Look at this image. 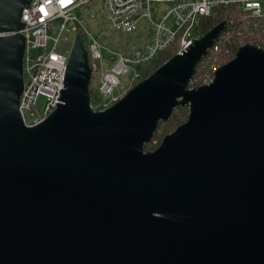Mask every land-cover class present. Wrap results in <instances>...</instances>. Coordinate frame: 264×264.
<instances>
[{
  "label": "water",
  "instance_id": "obj_1",
  "mask_svg": "<svg viewBox=\"0 0 264 264\" xmlns=\"http://www.w3.org/2000/svg\"><path fill=\"white\" fill-rule=\"evenodd\" d=\"M0 0V264H264V49L208 85L221 22L102 112L76 36L61 104L24 126L22 11ZM177 107L187 120L144 152Z\"/></svg>",
  "mask_w": 264,
  "mask_h": 264
},
{
  "label": "built area",
  "instance_id": "obj_2",
  "mask_svg": "<svg viewBox=\"0 0 264 264\" xmlns=\"http://www.w3.org/2000/svg\"><path fill=\"white\" fill-rule=\"evenodd\" d=\"M93 2L100 3L109 28L119 34L134 33L141 21L147 22L151 29V41L131 55L118 56V62L110 72L103 71L100 44L83 32L91 77L97 80L99 94L107 99L95 107L91 98L90 108L94 112L110 108L127 93L118 97L114 95L120 86L119 77H128L130 90L140 81L147 67L161 55L167 52L179 55L186 51L201 36V21L218 20L223 10L237 12L238 20L229 21V28L235 24L237 27L235 47L239 49L246 44H254L264 48V0H33L21 14L24 57L19 114L24 126H37L61 104L68 57L56 52L59 37L67 25L79 23L75 11ZM152 3L170 6L158 23L152 20ZM57 21L61 23L60 32L58 37H53L51 33ZM3 36L6 35H0ZM228 37L229 32L219 36L218 45L212 48L217 51ZM40 99L45 101L42 110L38 108Z\"/></svg>",
  "mask_w": 264,
  "mask_h": 264
},
{
  "label": "rangeland",
  "instance_id": "obj_3",
  "mask_svg": "<svg viewBox=\"0 0 264 264\" xmlns=\"http://www.w3.org/2000/svg\"><path fill=\"white\" fill-rule=\"evenodd\" d=\"M169 8V4L166 3H152L150 5V13L153 22H160L162 16L169 10ZM74 15L78 19L79 23H75L74 26H66L65 30L59 37V44L56 48V52L59 55L68 57L72 44L77 36V30H81L84 33H88L96 42L100 44L102 48L101 65L104 72H110L116 66L118 62V56L131 55L135 50L142 48L151 41V29L149 24L145 21H141L137 26V30L131 34L122 35L111 30L103 16L99 2H93L88 6H83L82 8L77 9ZM60 26V22L57 21L54 23V31L51 33L53 37L59 36ZM234 57L235 54L233 55V58ZM119 81L120 86H118L114 91V95L116 97H118L120 94H123L124 92H127L128 90V77L121 76L119 77ZM211 82L212 80L209 83ZM90 84L93 93V106L96 107L107 101V99L101 96L98 92L96 78L93 77V81ZM44 104V99H40L38 103L39 110L43 109ZM162 139L163 138L157 137L155 141H152L151 146L156 147L158 145L155 148L157 149ZM149 145L150 144L144 146L145 153L153 152L155 150L149 147Z\"/></svg>",
  "mask_w": 264,
  "mask_h": 264
},
{
  "label": "trees",
  "instance_id": "obj_4",
  "mask_svg": "<svg viewBox=\"0 0 264 264\" xmlns=\"http://www.w3.org/2000/svg\"><path fill=\"white\" fill-rule=\"evenodd\" d=\"M230 19L238 20L237 12H235V10L233 9L221 11V15L218 20L204 19L201 21L199 28L200 35L207 33L209 30L214 28L219 23L226 22L220 37L224 36L227 32H229V37L219 45L217 51H215L214 48H212L207 53L205 58L200 62V64H198L193 79L189 84L190 89L194 87H201L207 85L213 79L214 72L222 65L231 61V59H233V55L236 54V51H238L237 46L235 47V42H236L235 40L237 38V29H236L237 27L235 24L233 27L229 28ZM77 36L82 41L84 48L87 49L86 37L83 31L77 30ZM218 43L219 42L216 41L214 46H217ZM174 55L175 54H170L169 52L161 55L157 61H154L141 74V79L139 82H141L142 80L146 79L148 76L153 74L161 65H163L166 61L170 60ZM92 81H93V77H91V82ZM89 93H90V97L92 98L93 93H92V87L90 86H89ZM187 117H188L187 108L184 107L175 108L168 121L158 123L153 138L149 143L150 144L149 147L153 148L154 150L158 145L156 147H152L151 146L152 141H155L157 137L164 138L166 135L170 134L177 127L183 124V122L186 121Z\"/></svg>",
  "mask_w": 264,
  "mask_h": 264
}]
</instances>
